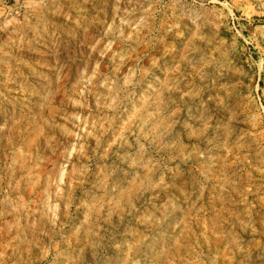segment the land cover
Wrapping results in <instances>:
<instances>
[{
  "label": "rangeland",
  "instance_id": "obj_1",
  "mask_svg": "<svg viewBox=\"0 0 264 264\" xmlns=\"http://www.w3.org/2000/svg\"><path fill=\"white\" fill-rule=\"evenodd\" d=\"M0 264H264V0H0Z\"/></svg>",
  "mask_w": 264,
  "mask_h": 264
}]
</instances>
